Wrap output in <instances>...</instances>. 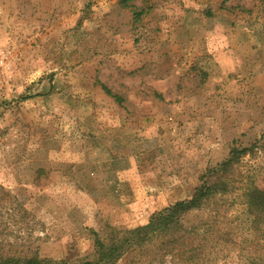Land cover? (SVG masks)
<instances>
[{"label":"rangeland","instance_id":"rangeland-1","mask_svg":"<svg viewBox=\"0 0 264 264\" xmlns=\"http://www.w3.org/2000/svg\"><path fill=\"white\" fill-rule=\"evenodd\" d=\"M233 148L230 191L182 219L188 264H264L245 204L264 189V0H0V186L41 257L93 260L94 232L190 198Z\"/></svg>","mask_w":264,"mask_h":264},{"label":"trees","instance_id":"trees-1","mask_svg":"<svg viewBox=\"0 0 264 264\" xmlns=\"http://www.w3.org/2000/svg\"><path fill=\"white\" fill-rule=\"evenodd\" d=\"M101 87L111 95L106 86ZM246 151L247 148H233L229 157L206 170L201 184L190 198L154 212L145 224L128 229L111 227L103 236L94 232L95 258L74 263L41 257L37 248H30L29 237H33V232L41 224L34 217L30 218L31 214L16 197L0 186V264H119L120 260H124L125 264H142L144 261L145 264H157L166 255L177 260V264H188L190 257L194 260L191 263H196L194 255L198 259V254L193 247L184 243V238L185 234L198 233L200 225L185 226L182 219L230 191L227 172ZM245 200L246 211L255 217L252 224L259 221L260 215L264 219V189H248ZM4 228L12 229L11 238L7 237V232H3ZM21 246L25 250L19 248Z\"/></svg>","mask_w":264,"mask_h":264}]
</instances>
